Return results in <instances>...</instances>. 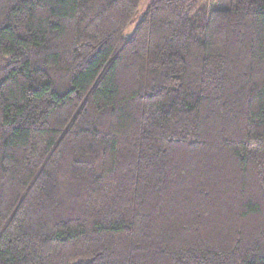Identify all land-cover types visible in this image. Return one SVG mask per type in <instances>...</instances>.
<instances>
[{
	"label": "trees",
	"instance_id": "16d2710c",
	"mask_svg": "<svg viewBox=\"0 0 264 264\" xmlns=\"http://www.w3.org/2000/svg\"><path fill=\"white\" fill-rule=\"evenodd\" d=\"M141 2L0 0V264H264V0Z\"/></svg>",
	"mask_w": 264,
	"mask_h": 264
},
{
	"label": "rangeland",
	"instance_id": "374dc122",
	"mask_svg": "<svg viewBox=\"0 0 264 264\" xmlns=\"http://www.w3.org/2000/svg\"><path fill=\"white\" fill-rule=\"evenodd\" d=\"M150 0H142V2H141V4H140V7H139V10H138V12H137V14H136V17L138 16V14H140L141 13V11L145 8V6H146V4L149 2ZM225 4V3H224ZM226 6V4L223 6H214V7H225ZM134 25H135V22L133 21L129 26H128V28H127V33H130L131 32V30H132V28L134 27Z\"/></svg>",
	"mask_w": 264,
	"mask_h": 264
}]
</instances>
